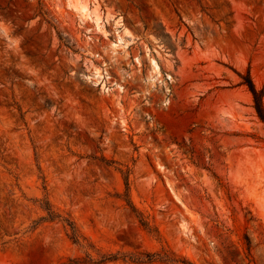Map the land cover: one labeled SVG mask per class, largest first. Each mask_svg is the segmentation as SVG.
<instances>
[{
  "label": "rangeland",
  "instance_id": "1",
  "mask_svg": "<svg viewBox=\"0 0 264 264\" xmlns=\"http://www.w3.org/2000/svg\"><path fill=\"white\" fill-rule=\"evenodd\" d=\"M248 71L264 0H0V264H264Z\"/></svg>",
  "mask_w": 264,
  "mask_h": 264
},
{
  "label": "trees",
  "instance_id": "2",
  "mask_svg": "<svg viewBox=\"0 0 264 264\" xmlns=\"http://www.w3.org/2000/svg\"><path fill=\"white\" fill-rule=\"evenodd\" d=\"M242 77V84L246 85L249 89V91L253 95V101H254V108L260 117V119L264 123V90L258 89L250 75V71L246 75L240 74ZM51 213V212H50ZM52 217V216H51ZM69 225L71 227V230L76 237L77 232L74 224L72 222H69Z\"/></svg>",
  "mask_w": 264,
  "mask_h": 264
},
{
  "label": "bare ground",
  "instance_id": "3",
  "mask_svg": "<svg viewBox=\"0 0 264 264\" xmlns=\"http://www.w3.org/2000/svg\"><path fill=\"white\" fill-rule=\"evenodd\" d=\"M86 6H84L83 7V9L85 8ZM85 10H86V8H85ZM97 19L99 20V17H97ZM120 38H121V40L123 39V37L122 36H119ZM122 41H124V39L122 40ZM121 42V41H120ZM115 46H116V43L114 44ZM153 65H154V67H155V69H159V65L157 64V61L155 60V59H153Z\"/></svg>",
  "mask_w": 264,
  "mask_h": 264
}]
</instances>
